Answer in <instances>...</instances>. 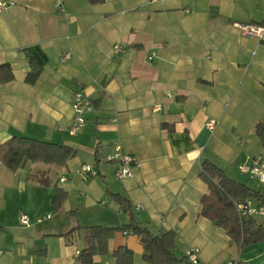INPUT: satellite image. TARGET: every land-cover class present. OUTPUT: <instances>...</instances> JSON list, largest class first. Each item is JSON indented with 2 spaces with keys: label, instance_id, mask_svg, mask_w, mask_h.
Masks as SVG:
<instances>
[{
  "label": "crops",
  "instance_id": "obj_1",
  "mask_svg": "<svg viewBox=\"0 0 264 264\" xmlns=\"http://www.w3.org/2000/svg\"><path fill=\"white\" fill-rule=\"evenodd\" d=\"M0 1L8 4L0 7V65L14 73L0 81V145L27 136L78 150L63 166L30 162L13 172L0 161V264H83L84 230L62 234L129 224L114 194L154 234L176 231L179 257L198 248L199 264H264V241L240 248L201 214L206 159L264 191V182L239 170L264 157L255 131L264 121V35L245 36L239 27L264 23V0H64L65 13L57 0ZM31 56L42 68L35 82L26 79ZM78 90L93 108L71 134ZM209 119L219 121L214 130ZM118 148L141 161L123 180L119 163L107 159ZM83 164L97 176L85 180ZM56 188L67 193L58 210ZM252 218L264 227V215ZM125 231L93 264H116L121 246L134 251V264H150L140 237Z\"/></svg>",
  "mask_w": 264,
  "mask_h": 264
},
{
  "label": "trees",
  "instance_id": "obj_2",
  "mask_svg": "<svg viewBox=\"0 0 264 264\" xmlns=\"http://www.w3.org/2000/svg\"><path fill=\"white\" fill-rule=\"evenodd\" d=\"M105 0H88L91 5L102 4ZM264 24V23H262ZM31 71L27 75L28 82H35L40 73L41 65L31 56ZM14 79L11 65H0V81L3 83ZM264 148V121H259L255 127ZM78 150L69 145L39 140L27 136H13L0 145V161L13 172L32 162H45L59 166L76 156ZM201 172L202 178L209 186V192L201 198V214L213 220L217 226L226 231L233 241L244 248L250 244L264 241V227L252 217L241 216L237 203L254 199L264 204V191L255 189L245 183L232 179L228 174L209 160H204ZM67 196L66 191L56 188L53 207L58 210ZM114 197L121 203L124 210L131 215L127 225L107 227L102 225L81 226L71 228L63 236H69L77 230L85 232V248L78 256L83 264H93L96 255L110 251V241L118 231L130 230L141 239L144 252L143 258L150 264H194L188 257H179L175 253L177 232L169 230L162 235H156L133 216L131 204L120 194ZM73 213V212H71ZM2 231V227H0ZM45 255V253H43ZM116 264H134L135 254L127 246H121L113 251ZM239 264V262L235 263Z\"/></svg>",
  "mask_w": 264,
  "mask_h": 264
},
{
  "label": "built area",
  "instance_id": "obj_3",
  "mask_svg": "<svg viewBox=\"0 0 264 264\" xmlns=\"http://www.w3.org/2000/svg\"><path fill=\"white\" fill-rule=\"evenodd\" d=\"M8 4L5 2L0 1V7H7ZM56 7L61 12H66L64 7V0H57ZM239 27L242 29L243 34L245 36H252L256 35L259 37H263L264 35V25L262 24H254V23H246V24H239ZM121 47L117 46L115 52H119ZM154 54L152 55V57ZM71 58V53H66L61 57V61L65 62ZM73 111L75 114V118L73 123L69 128V132L71 134H76L80 131L87 122V113L93 108L91 101L88 99L87 95L82 91L78 90L75 91L73 94ZM156 109H160V105H157ZM219 121L216 119H209L206 123L207 127L211 130H214ZM109 161H116L119 163L118 168L116 169L115 175L116 178L119 180L126 179L128 177H132L134 175V169L141 167V161L132 155L124 154L118 148L117 152L113 155H110L107 158ZM239 170L243 173H248L252 176L258 177L262 182H264V157H254L250 162L243 163L239 166ZM78 173L82 175L85 179H89L92 176H97V170L90 164H83L78 170ZM62 181L66 180L65 177L61 178ZM238 212L241 216L244 217H255L257 215H264V206L263 205H256L253 203L252 199H247L244 202H240L236 204ZM47 217H51L49 214ZM42 218H38L37 222H42ZM21 222L27 227L32 225L31 218L23 214L21 216ZM125 233H133L132 231H125ZM198 248H193L188 255L189 261L194 264H199L198 259ZM2 253V251H0ZM81 250H77V255H80ZM235 264V263H229Z\"/></svg>",
  "mask_w": 264,
  "mask_h": 264
},
{
  "label": "rangeland",
  "instance_id": "obj_4",
  "mask_svg": "<svg viewBox=\"0 0 264 264\" xmlns=\"http://www.w3.org/2000/svg\"><path fill=\"white\" fill-rule=\"evenodd\" d=\"M85 179V178H84ZM90 179V178H89ZM86 180V179H85Z\"/></svg>",
  "mask_w": 264,
  "mask_h": 264
}]
</instances>
